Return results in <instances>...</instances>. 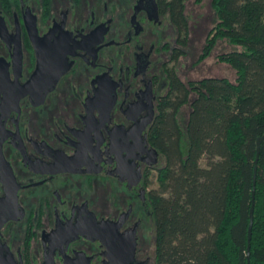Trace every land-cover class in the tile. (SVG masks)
<instances>
[{"label":"flooded vegetation","instance_id":"flooded-vegetation-1","mask_svg":"<svg viewBox=\"0 0 264 264\" xmlns=\"http://www.w3.org/2000/svg\"><path fill=\"white\" fill-rule=\"evenodd\" d=\"M174 6L0 0V264H152V127L201 51Z\"/></svg>","mask_w":264,"mask_h":264},{"label":"trees","instance_id":"trees-1","mask_svg":"<svg viewBox=\"0 0 264 264\" xmlns=\"http://www.w3.org/2000/svg\"><path fill=\"white\" fill-rule=\"evenodd\" d=\"M185 0H172L187 30ZM199 2L200 0H195ZM214 15L197 62L216 39L239 46L216 55L234 73L176 82L152 127L162 157L150 211L152 264H246L255 139L264 133V0H209ZM186 34V32H185ZM186 105L185 121L177 116ZM248 264H264V140L255 165Z\"/></svg>","mask_w":264,"mask_h":264},{"label":"rangeland","instance_id":"rangeland-1","mask_svg":"<svg viewBox=\"0 0 264 264\" xmlns=\"http://www.w3.org/2000/svg\"><path fill=\"white\" fill-rule=\"evenodd\" d=\"M185 18L187 20V32L192 31L191 39L192 45L200 48L204 42V35L206 31L214 23V15L209 5V0H201L199 3H186L185 5ZM189 35V32H188ZM196 38V39H195ZM195 43V44H194ZM239 46L227 42L225 39H216L215 43L211 47L208 55L195 65L187 68L188 75L191 78L197 79L204 76L210 77H225L229 80L234 79L233 70L223 62H217L216 55L222 52L238 50ZM186 105L180 108L177 116L179 122L185 121ZM161 164V162H160ZM159 164V165H160ZM156 187L155 183L153 184Z\"/></svg>","mask_w":264,"mask_h":264},{"label":"water","instance_id":"water-1","mask_svg":"<svg viewBox=\"0 0 264 264\" xmlns=\"http://www.w3.org/2000/svg\"><path fill=\"white\" fill-rule=\"evenodd\" d=\"M264 140V133L260 136H258L255 139L254 145H255V154H254V160H253V172H252V178H251V189H250V206L248 210V225H247V236H246V264H248V248H249V238H250V227H251V221H252V206H253V193H254V175H255V165H256V159L259 151V145Z\"/></svg>","mask_w":264,"mask_h":264}]
</instances>
